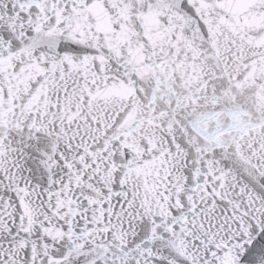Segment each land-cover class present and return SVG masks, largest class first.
Listing matches in <instances>:
<instances>
[{
    "label": "snow or ice",
    "instance_id": "6c2138e0",
    "mask_svg": "<svg viewBox=\"0 0 264 264\" xmlns=\"http://www.w3.org/2000/svg\"><path fill=\"white\" fill-rule=\"evenodd\" d=\"M0 264H264V0H0Z\"/></svg>",
    "mask_w": 264,
    "mask_h": 264
}]
</instances>
